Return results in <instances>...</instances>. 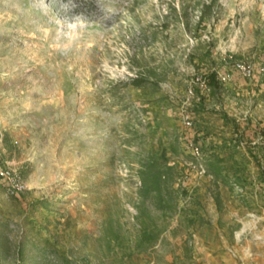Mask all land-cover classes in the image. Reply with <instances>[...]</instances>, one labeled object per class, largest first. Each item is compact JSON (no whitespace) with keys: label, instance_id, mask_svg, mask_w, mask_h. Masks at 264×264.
<instances>
[{"label":"rangeland","instance_id":"rangeland-1","mask_svg":"<svg viewBox=\"0 0 264 264\" xmlns=\"http://www.w3.org/2000/svg\"><path fill=\"white\" fill-rule=\"evenodd\" d=\"M178 1L0 0V152L27 185L12 196L0 179V264H19V245L24 264H62L47 245L74 264H99L102 226L119 218L133 227L140 147L174 162L187 191L156 248L163 257L185 240L195 256L204 222L222 229L231 264L264 243V0H219L202 24L192 6L188 24L170 15ZM236 60L253 74L239 73ZM147 67L166 73L158 90L129 87L127 106L107 93ZM225 69L233 78L215 94L196 82ZM187 138L206 153L215 147L239 177L234 190L219 183L222 208L212 175L183 151Z\"/></svg>","mask_w":264,"mask_h":264},{"label":"trees","instance_id":"trees-1","mask_svg":"<svg viewBox=\"0 0 264 264\" xmlns=\"http://www.w3.org/2000/svg\"><path fill=\"white\" fill-rule=\"evenodd\" d=\"M190 2V0H179L178 5L172 3L170 15L174 13L177 20L188 24L189 7L192 6L191 10L198 12L199 24H202L206 18L211 20L217 16L216 7L219 0ZM203 77L207 81L211 94H215L222 88L217 70H210L203 74ZM165 78L166 73L157 71L155 67L139 68L134 76L121 81V86L120 83L110 86L107 93L127 106L131 102L128 93L129 87H150L155 91L160 88V82ZM198 95L199 99L195 102L194 110L202 113L206 110L205 96L199 93ZM190 114L192 116L191 112ZM224 116L228 117L227 114ZM137 117L138 114H134L131 118ZM236 126L238 125L236 124ZM260 130L264 135V129ZM253 131L258 133L257 129ZM130 132L132 131L130 130ZM134 136L141 137L144 136V133L134 128ZM3 139L5 146L9 147V137L5 135ZM170 148L173 152L177 151L174 143L170 144ZM138 150L136 174L139 184L134 201L136 212L134 213L133 227L124 230L123 223L119 218H111L102 226L100 244L102 255L99 264H203L202 261L195 258L192 245L188 240L184 241L182 252H174L171 260L158 253L156 248L164 240V233L169 228V220L178 210L179 198L187 191L181 183L177 184L179 171L174 163L164 160L150 149L140 147ZM253 156L257 158L255 154ZM204 164L207 172L212 175V181L216 186L212 195L218 207L222 208L219 183H224L230 190H234L235 185L241 181L238 176L230 174L225 156L218 151L208 152L204 157ZM45 247L51 248L52 252L60 257L62 264H74L76 261L71 255L62 254L56 247L49 245ZM18 256L19 264H24V250L20 245ZM78 264L94 263L91 258H85L83 263L80 261Z\"/></svg>","mask_w":264,"mask_h":264},{"label":"built area","instance_id":"built-area-1","mask_svg":"<svg viewBox=\"0 0 264 264\" xmlns=\"http://www.w3.org/2000/svg\"><path fill=\"white\" fill-rule=\"evenodd\" d=\"M235 68L239 71V73L250 76L254 72V67H251L250 64H247L243 60H236L234 62ZM262 70H264V67H261ZM196 82L199 84L203 89H209L207 81L201 76L196 77ZM218 78L221 83H227L233 78V73L229 69H225L222 71H218ZM191 92L194 94L193 90L191 89ZM199 99V97H197ZM182 119L186 126L193 125V119L190 114V112L186 109L182 113ZM183 151L186 154L192 155V157L199 159L198 164L196 165L197 170L202 175L209 174L207 172L206 166L204 164V157L207 154L204 150V147L202 144H199L198 142H195L193 139H185L183 142ZM174 163V162H172ZM175 164V163H174ZM0 179L3 180L6 184V190L9 195L17 196L21 192L25 191L27 188L26 182L21 174V172L10 165V162L2 156L0 152ZM181 181V179H178Z\"/></svg>","mask_w":264,"mask_h":264},{"label":"crops","instance_id":"crops-1","mask_svg":"<svg viewBox=\"0 0 264 264\" xmlns=\"http://www.w3.org/2000/svg\"><path fill=\"white\" fill-rule=\"evenodd\" d=\"M210 151H216V148L213 147ZM221 231L222 229L217 225H210L205 222L194 229L195 256L202 260L203 264L232 263L227 259V252L222 249V245L220 244L221 242H225ZM253 249V252L249 251L250 257L246 259V264H264V243Z\"/></svg>","mask_w":264,"mask_h":264}]
</instances>
